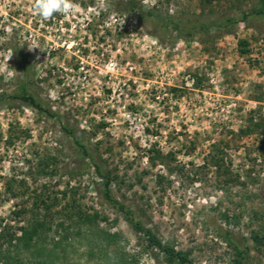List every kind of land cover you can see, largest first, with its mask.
<instances>
[{
	"label": "rangeland",
	"instance_id": "374dc122",
	"mask_svg": "<svg viewBox=\"0 0 264 264\" xmlns=\"http://www.w3.org/2000/svg\"><path fill=\"white\" fill-rule=\"evenodd\" d=\"M34 3L0 0V264H168L94 163L194 264H232L234 245L264 264L260 0H74L48 20ZM37 216L51 229L16 251L11 226Z\"/></svg>",
	"mask_w": 264,
	"mask_h": 264
},
{
	"label": "trees",
	"instance_id": "16d2710c",
	"mask_svg": "<svg viewBox=\"0 0 264 264\" xmlns=\"http://www.w3.org/2000/svg\"><path fill=\"white\" fill-rule=\"evenodd\" d=\"M256 14L264 18V0H260V9L256 12ZM240 44L245 45L246 41H240ZM15 98L19 99L22 103L43 112L48 117H54L50 109L44 108L38 99L25 89L20 91V93L16 95ZM62 129L71 138L74 144L82 151L83 155L88 157V151L85 149L84 144L80 141L75 131L66 125L62 126ZM248 131L251 132L250 129ZM156 157L161 158L160 154H158ZM215 164L218 163L216 162ZM94 168L97 171V174H99V176L105 180L104 186L106 199L125 216L126 220L137 233L143 235L148 247L155 248L163 253L168 264H194V262L187 256L185 252L178 251L175 247L164 243L151 229L145 227V225L140 220H137L135 218V213L131 208H128L124 204L115 200L110 190L112 182L110 176L103 173V169L98 163H94ZM10 191H12V189ZM18 214L21 215L22 213ZM84 220H87L88 222L92 221L89 217H84ZM47 228L51 229V227H47L46 222L37 216L36 219L30 221L27 225L20 226L17 229L11 226V236L7 242L11 244V247L16 249V251L28 250L32 247L35 239H41L40 237L43 230ZM9 229L10 228L8 226L2 228L0 239L3 240L7 235L10 234ZM18 232H20V236L18 235ZM229 242L230 244H233L231 240H229ZM234 247L236 257L234 258L232 264H244V252L239 247L235 245Z\"/></svg>",
	"mask_w": 264,
	"mask_h": 264
},
{
	"label": "clouds",
	"instance_id": "9594fccd",
	"mask_svg": "<svg viewBox=\"0 0 264 264\" xmlns=\"http://www.w3.org/2000/svg\"><path fill=\"white\" fill-rule=\"evenodd\" d=\"M76 7L74 0H35L34 3L35 13L43 20H48L57 13L63 14L67 18Z\"/></svg>",
	"mask_w": 264,
	"mask_h": 264
}]
</instances>
